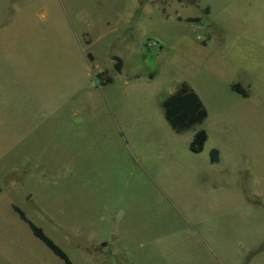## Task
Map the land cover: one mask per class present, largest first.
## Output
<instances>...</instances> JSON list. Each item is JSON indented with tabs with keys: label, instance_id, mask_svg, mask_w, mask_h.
Returning a JSON list of instances; mask_svg holds the SVG:
<instances>
[{
	"label": "rangeland",
	"instance_id": "obj_1",
	"mask_svg": "<svg viewBox=\"0 0 264 264\" xmlns=\"http://www.w3.org/2000/svg\"><path fill=\"white\" fill-rule=\"evenodd\" d=\"M13 206L72 264H264V0H0V264H65Z\"/></svg>",
	"mask_w": 264,
	"mask_h": 264
},
{
	"label": "trees",
	"instance_id": "obj_2",
	"mask_svg": "<svg viewBox=\"0 0 264 264\" xmlns=\"http://www.w3.org/2000/svg\"><path fill=\"white\" fill-rule=\"evenodd\" d=\"M88 59L92 60V56L88 54ZM108 78L106 82L111 81ZM236 90L243 96H248V92L240 86H236ZM165 118L170 127L176 133H181L201 125L207 118L208 112L199 96L187 85H183L176 93L163 102ZM208 139L205 130L201 129L197 132L195 139L191 145V150L195 153L202 151L204 144ZM211 161L216 163L219 161V152L214 149L211 152ZM14 211L20 219L25 222L31 229L34 236L39 239L55 256L62 260L65 264H72L66 252L51 240L41 228L32 223L26 214L17 206H13Z\"/></svg>",
	"mask_w": 264,
	"mask_h": 264
}]
</instances>
